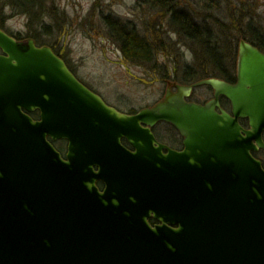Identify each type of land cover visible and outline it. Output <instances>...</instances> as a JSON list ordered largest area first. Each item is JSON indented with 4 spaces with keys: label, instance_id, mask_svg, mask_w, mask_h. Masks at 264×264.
<instances>
[{
    "label": "water",
    "instance_id": "95a60500",
    "mask_svg": "<svg viewBox=\"0 0 264 264\" xmlns=\"http://www.w3.org/2000/svg\"><path fill=\"white\" fill-rule=\"evenodd\" d=\"M239 44L236 83L170 82L129 113L0 27V264H264V52ZM202 84L215 99L187 100ZM160 121L182 150L156 138ZM49 138L68 141L64 158Z\"/></svg>",
    "mask_w": 264,
    "mask_h": 264
},
{
    "label": "rangeland",
    "instance_id": "374dc122",
    "mask_svg": "<svg viewBox=\"0 0 264 264\" xmlns=\"http://www.w3.org/2000/svg\"><path fill=\"white\" fill-rule=\"evenodd\" d=\"M155 1L159 2L57 0L58 4L66 9V23L52 42L85 83L98 89L108 102L124 111H136L164 97L167 90L166 80L170 77H176L177 80L186 78L181 68L186 63L192 64L199 72H208L201 67L207 63L202 59L203 55H194L195 49L203 52L200 50L203 49L200 41L186 39L168 26L169 13ZM175 4L190 11L203 26L207 25L219 43L224 39L228 40V37L235 38L236 35L247 33L249 22L257 31L262 32L264 37V0H177ZM109 12L115 16L132 19L146 34L152 23L160 21L163 31L159 36L152 35L155 46L162 52L154 67L126 60L119 45L111 39L101 18L103 13ZM25 21L24 16L14 15L6 22L5 27L13 33L25 36L29 32ZM239 40L236 44L237 54ZM193 75H197L195 78L199 77V73ZM208 88L204 86L199 90ZM165 128L163 123L156 125L157 131L166 135ZM169 139L180 144V133L177 132L176 136Z\"/></svg>",
    "mask_w": 264,
    "mask_h": 264
},
{
    "label": "trees",
    "instance_id": "16d2710c",
    "mask_svg": "<svg viewBox=\"0 0 264 264\" xmlns=\"http://www.w3.org/2000/svg\"><path fill=\"white\" fill-rule=\"evenodd\" d=\"M158 1L160 5L157 1H155V3L159 5L160 8H163L165 12L169 13L168 26H171L173 30L177 31L180 36L186 37V39L190 38L200 41V45L203 48L200 50H203L205 54L195 49V57L203 55L202 59H205L207 62L213 60L216 66L228 71H224L223 69L219 73L199 72L194 69L192 64L186 63L181 67L186 78L184 77L182 80H177L176 77H170L169 79L173 81L185 84V80L189 76L194 79L193 81H196L210 77V74L220 76L232 75L235 72L234 66L237 58L236 44L238 43L237 41L242 38L264 51L263 34L259 32V30L257 31L256 27L253 26L251 22L248 23L247 33L244 32L241 36L236 35L235 38L228 37V40L224 39L219 43L213 31L207 25L203 26L201 22L196 21L193 17L194 15L190 11L175 4L177 0ZM66 13V9L62 8L57 0H0V27L8 30V28L5 27L6 22L14 15H22L26 18V27L29 29V32L26 33L24 37L33 38L39 45H50L59 55L66 59V57L59 52L60 50L56 47L54 42H52V39H55L64 28L63 24L66 23ZM101 18L107 26L111 39L119 45L126 60L151 67L156 65L155 61H157V57L160 56L162 52L159 47L155 46V39L153 37L159 36L160 32L163 31L160 21L158 23H152V26L146 34L140 30L139 26L132 19L115 16L111 12L103 13ZM16 34L23 36L20 33ZM197 46H199V43ZM70 67L75 71L71 64ZM194 73H199V77L195 78L197 75H193ZM162 123L165 124V132L170 137L176 136L177 132H174L176 129L171 124ZM243 124H246L245 120H243ZM124 143H126V145L129 144L126 140H124ZM59 149L63 153L66 150L62 144H60ZM254 155L262 157L261 160H263L264 163V151L260 153L254 152Z\"/></svg>",
    "mask_w": 264,
    "mask_h": 264
},
{
    "label": "flooded vegetation",
    "instance_id": "af4514ba",
    "mask_svg": "<svg viewBox=\"0 0 264 264\" xmlns=\"http://www.w3.org/2000/svg\"><path fill=\"white\" fill-rule=\"evenodd\" d=\"M11 34H13V33H11ZM15 38L17 40H20V41H22V40L27 41V38L24 37V36H20V35L17 36L16 35ZM2 53L3 52L0 49V54H2ZM195 53L196 52L194 50V55H196ZM65 61L67 62V64L70 67V64L68 63L67 59H65ZM237 61H238V54H237V58H236V64L234 66L235 72L232 75L229 76V74H228L227 76H220V75L210 74V77H217L218 79L220 78V79H222V80H224L226 82L232 83V84L236 83V81H237V76L236 75H237V69H238ZM201 67L206 69L204 71H208V72L213 71L212 73H219L220 71H222L224 69V68H219V66H216V64L213 62V60H209L204 65H201ZM224 71H227V70L224 69ZM73 72L75 73L76 71H73ZM75 74L78 76L77 73H75ZM193 80L194 79L190 78V76L187 77V79L185 80L186 81L185 82V85H193L195 82H197V81H199L201 79L196 80V81H193ZM81 81H82V79H81ZM169 82L170 81H168V85H169ZM171 82H173V81H171ZM82 83H85V81H83ZM174 83H178V82L177 81H174L173 84L170 86V88L175 91V90H177V88L174 85ZM85 84L89 88H91L92 90H94L96 93L100 94L104 98V96L102 95V93L98 89L94 88L93 86H91L88 83H85ZM204 86L209 87V88L207 90H199L200 87H204ZM213 99H215V90L211 86H209V85H200V86L194 87L192 89V91H191V94L187 97V100L193 101V102H196V103H200V104H203V105L204 104H207L208 102H210ZM218 100H219V105L215 109H217L219 112H221L222 109L223 110H226L229 113L232 112L231 102L224 95H220L219 98H218ZM107 103L115 106L119 110H122L118 106H116V105H114V104H112V103H110L108 101H107ZM23 112L26 113V114H28L29 117L33 118L34 120H39L40 119V116H41L40 109H34L33 111H29V110L23 108ZM134 113H135V111H134ZM241 120H244V119H241ZM241 120H240V122H241ZM245 127H248V123H247V125H245ZM153 131H154L153 133H155L156 137L158 138L159 141H161V143H165L169 147H171L173 149H176V150H182L183 149V142H182L183 139H182V137L180 139L181 141H180V144H179V143L175 142L173 139H169V138H173V137H170L169 135L166 134L169 137L168 138L165 134H161L160 132H158L157 129H156V125L153 127ZM52 142H53L55 148H57L58 150H60L59 149L60 144H62L64 146V148H66L65 152L63 153V156H65V154L67 152L68 141L67 140H55V141H52ZM263 151H264V149H259V150L255 151V152L260 153V152H263ZM259 158H260V156H259ZM94 169L95 170H98L99 168H98V166H94ZM27 170H30V169H27ZM96 183H97L98 187L101 190L104 188V181L103 180L99 179V180L96 181ZM151 222H152V224L158 223V221L155 220L154 218L151 219Z\"/></svg>",
    "mask_w": 264,
    "mask_h": 264
}]
</instances>
